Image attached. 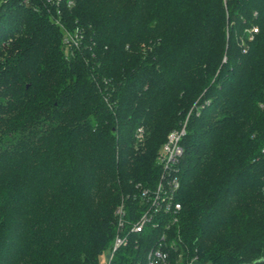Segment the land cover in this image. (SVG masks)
Returning <instances> with one entry per match:
<instances>
[{
  "label": "trees",
  "instance_id": "1",
  "mask_svg": "<svg viewBox=\"0 0 264 264\" xmlns=\"http://www.w3.org/2000/svg\"><path fill=\"white\" fill-rule=\"evenodd\" d=\"M185 122L171 234L196 264H264V0H0V264H100Z\"/></svg>",
  "mask_w": 264,
  "mask_h": 264
},
{
  "label": "built area",
  "instance_id": "2",
  "mask_svg": "<svg viewBox=\"0 0 264 264\" xmlns=\"http://www.w3.org/2000/svg\"><path fill=\"white\" fill-rule=\"evenodd\" d=\"M62 28L67 47H79L78 35ZM257 31V28L253 29L254 33ZM185 134L186 122L180 128L171 131L161 146L157 157L161 172L153 187L141 186L139 192L141 206L138 208L137 219L129 218L125 202L117 207L116 235L107 264H115L117 251L127 247L133 235L140 236L147 229L158 228L163 229L159 240L146 254V261L143 263L140 259L136 264H196L198 262L197 251L192 253L177 233L171 234L174 226L179 222L182 211V204L178 201L181 184L177 175V164L183 154L181 141ZM137 136L138 138L143 136L141 128L138 129Z\"/></svg>",
  "mask_w": 264,
  "mask_h": 264
},
{
  "label": "rangeland",
  "instance_id": "3",
  "mask_svg": "<svg viewBox=\"0 0 264 264\" xmlns=\"http://www.w3.org/2000/svg\"><path fill=\"white\" fill-rule=\"evenodd\" d=\"M164 143H165V142H164ZM164 143H163V144H164ZM160 149H161V148H160ZM107 259H108L107 254L104 253V254L101 256L100 264H107Z\"/></svg>",
  "mask_w": 264,
  "mask_h": 264
}]
</instances>
